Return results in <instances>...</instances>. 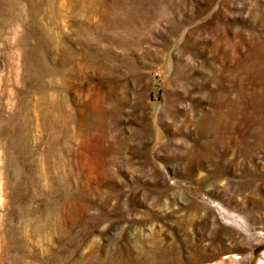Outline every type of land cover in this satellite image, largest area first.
Returning <instances> with one entry per match:
<instances>
[{"label": "rangeland", "instance_id": "1", "mask_svg": "<svg viewBox=\"0 0 264 264\" xmlns=\"http://www.w3.org/2000/svg\"><path fill=\"white\" fill-rule=\"evenodd\" d=\"M0 264H264V0H0Z\"/></svg>", "mask_w": 264, "mask_h": 264}, {"label": "bare ground", "instance_id": "2", "mask_svg": "<svg viewBox=\"0 0 264 264\" xmlns=\"http://www.w3.org/2000/svg\"><path fill=\"white\" fill-rule=\"evenodd\" d=\"M47 112L45 109H44V106L43 104H41V110H40V121H41V127L42 129L45 128L44 126V120L46 119V116H47ZM49 113V112H48Z\"/></svg>", "mask_w": 264, "mask_h": 264}, {"label": "built area", "instance_id": "3", "mask_svg": "<svg viewBox=\"0 0 264 264\" xmlns=\"http://www.w3.org/2000/svg\"><path fill=\"white\" fill-rule=\"evenodd\" d=\"M157 76H159V73H156Z\"/></svg>", "mask_w": 264, "mask_h": 264}]
</instances>
